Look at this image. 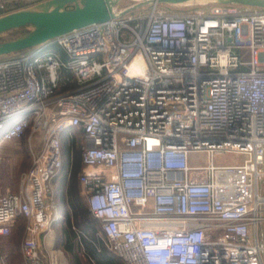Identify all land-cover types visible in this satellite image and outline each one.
Returning <instances> with one entry per match:
<instances>
[{"label": "built area", "instance_id": "obj_1", "mask_svg": "<svg viewBox=\"0 0 264 264\" xmlns=\"http://www.w3.org/2000/svg\"><path fill=\"white\" fill-rule=\"evenodd\" d=\"M150 5L0 60V140L42 135L0 197V237L24 222V264H59L51 183L73 128L88 210L123 264H264V9ZM223 153L246 159L215 166Z\"/></svg>", "mask_w": 264, "mask_h": 264}, {"label": "rangeland", "instance_id": "obj_2", "mask_svg": "<svg viewBox=\"0 0 264 264\" xmlns=\"http://www.w3.org/2000/svg\"><path fill=\"white\" fill-rule=\"evenodd\" d=\"M51 0H45L41 3H33L30 4V0H24V5H26L24 8H28L27 10H34L39 11L43 9L51 10L53 7L48 4ZM36 2V1H35ZM141 0H120L116 7L117 11H124L133 5H136L140 3ZM40 4V5H39ZM0 5H2L0 0ZM218 4L212 3V2H205V1H196L185 5H176V6H169V5H161L157 4L158 8L161 10H165L166 12L172 14V15H182L191 11L196 10H205L208 11L212 7L217 6ZM31 7V8H30ZM222 7V5L220 6ZM240 6H230V7H222L225 9H235L239 8ZM73 6H66V9H73ZM151 8V5H146L142 8L137 9L136 11H133L128 14H136L139 12H148ZM26 10V9H25ZM22 11V10H21ZM34 28H29V34L34 32ZM9 37L8 34L3 35L2 39H7ZM243 52H245V49H243ZM60 55L61 53L58 52ZM18 54H11V55H5L0 56V60L10 58L11 56L14 57ZM62 56V55H61ZM249 57L248 55H244L243 61H248ZM71 137L68 135H63L64 138H62L61 144L65 149H69V155L68 156H62V161L67 163L68 168L65 171L66 178L64 179V183L61 184L62 176L64 174V171H61L58 176L55 178V181L51 183V191L53 193V196H55V193L57 194L59 192V199H56L58 202V208L63 211V209H70V202H69V194L67 190V186L70 182V177L72 175V169H73V158L75 153H81L80 152V143H81V135L80 136H74V128L70 129ZM1 139V134H0ZM42 147V135L36 134L34 136L30 137L29 132L25 133L22 138L18 140L13 141H1L0 140V197L4 196L8 193H17L20 190L24 174L28 171L30 167L31 162V155L34 153H37L41 150ZM66 157V158H65ZM246 159L244 155H239L235 153H223L218 154L213 157V164L215 166H225V165H237L242 164L243 161ZM190 160L192 165H198V166H204L207 164V157L205 154L197 153V154H191ZM83 167H81L82 170ZM81 170L77 171L76 177H75V185L77 187L78 193H83V188L80 185L79 182V174L81 173ZM63 176V177H65ZM55 201V197H54ZM83 207V206H82ZM84 209V208H83ZM71 211V209H70ZM67 215V214H66ZM63 223V220L60 221L59 225ZM23 228L24 225L22 222H19L17 226H15L14 230L11 231L14 235V237L19 238L17 240H20V245L22 243L23 239ZM100 228V227H99ZM95 232V240L98 241L99 248L104 246L103 240H101V237L99 236V230ZM11 233L8 235L10 236ZM85 237L90 239L91 237L88 236L86 233H84ZM8 236H1L0 237V248L2 247L1 241H6V237ZM81 236V235H80ZM49 250L53 252V248L49 245ZM0 251H3L2 249ZM84 257V256H83ZM84 264H92V261L88 260L87 258H83ZM23 263V262H22Z\"/></svg>", "mask_w": 264, "mask_h": 264}, {"label": "water", "instance_id": "obj_3", "mask_svg": "<svg viewBox=\"0 0 264 264\" xmlns=\"http://www.w3.org/2000/svg\"><path fill=\"white\" fill-rule=\"evenodd\" d=\"M119 1L51 0L48 2L53 7L51 10H23L1 16L0 35L26 26L34 28L35 31L17 40L0 44V56L34 49L74 30L104 23L113 16V8ZM196 1L212 2L222 6L264 9V0H141L140 3L124 10L121 15L131 13L149 4L176 6ZM73 5V9H66V6Z\"/></svg>", "mask_w": 264, "mask_h": 264}, {"label": "trees", "instance_id": "obj_4", "mask_svg": "<svg viewBox=\"0 0 264 264\" xmlns=\"http://www.w3.org/2000/svg\"><path fill=\"white\" fill-rule=\"evenodd\" d=\"M30 4H35V3H41L45 1V0H30ZM36 1V2H35ZM2 3V9L0 12V17L10 14V13H14L17 11H23V10H27L28 8H24L26 5H24V7H22L24 4V0H1ZM40 5V4H39ZM217 6H221V5H217ZM225 7V6H222ZM226 7H230V6H226ZM31 8V7H30ZM29 26L26 27H21L18 29H14V30H10L4 34L0 35V44L6 43V42H11L14 40H17L19 38L25 37L29 34ZM5 34H8L9 37H7V39H2L1 37ZM26 50V51H30ZM25 52V51H23ZM21 53V52H19ZM18 54V53H16ZM63 135L67 136V132H63L60 134V140L62 141ZM69 149H65V147L62 146V156L64 158V156H68L69 155ZM66 158V157H65ZM80 166H81V153H75L74 154V158H73V171H72V175H71V179L68 185V192L70 195V209H71V216L73 218V224L74 227L79 230L82 231L84 233H86L88 236L91 237V241L88 242L83 238V243H84V248H85V254H86V258L90 261H93L94 264H123L121 261H119L111 252H109L104 246L100 247L99 249L100 252H97V249L94 246V243L96 241L95 240V232L97 231V229L99 228V223L98 221L93 218V216L87 212L86 210L83 209V207L81 206L78 198H77V187L74 183L75 181V177L77 174V171L80 170ZM68 168L67 163H65L63 161L62 163V169L61 171H64L63 176H65V171ZM60 171V172H61ZM62 176V181L61 184H63L65 181L64 179L66 178ZM65 184V183H64ZM68 218V217H67ZM66 219V223L67 225L64 226L62 228V230L60 231L61 235H63L64 237L67 238L68 242L73 239V233L71 231V226H70V219ZM19 222H22L24 225L23 220H19ZM17 223V224H18ZM17 226V225H16ZM73 242H69V246H73ZM70 248V247H69Z\"/></svg>", "mask_w": 264, "mask_h": 264}, {"label": "crops", "instance_id": "obj_5", "mask_svg": "<svg viewBox=\"0 0 264 264\" xmlns=\"http://www.w3.org/2000/svg\"><path fill=\"white\" fill-rule=\"evenodd\" d=\"M73 135L75 137L81 135L79 128H74ZM81 167L82 165L80 166V170ZM54 181L55 179L53 180V182ZM67 190H68V186H67ZM58 195L59 192L57 194L55 193L54 196L55 203L57 206L58 219L53 224L52 232L46 239V247L49 249V245H50L53 248L52 251L55 252L59 264H84L83 258H86V254H85L83 238L88 242H90V239L85 237L84 232L79 231L74 227L73 218L72 217L69 218V216H71L70 209L68 210L63 209V211H61L58 208V202L56 201V199L61 200ZM77 198L81 206H83L84 210L89 212L86 203L85 194L77 192ZM69 200H70V195H69ZM67 217L70 219L69 222L71 226V231L73 233V236H75L73 237V239L69 241L71 243L72 242L74 243L72 247L69 246V242L67 238L61 235L60 233L62 228L67 225L66 223V219H68ZM61 220H63V223L61 224L62 226L59 225ZM14 228L11 231H13ZM14 234L11 232V235L5 238L6 241L3 242L1 241L2 247L0 248V250L2 249L3 251H0V264H24L22 263L23 259L21 255L20 240H17L19 238L14 237L13 236ZM94 246L97 249V252H100L101 249H99V244L97 240L94 243ZM92 264H94L93 261Z\"/></svg>", "mask_w": 264, "mask_h": 264}]
</instances>
